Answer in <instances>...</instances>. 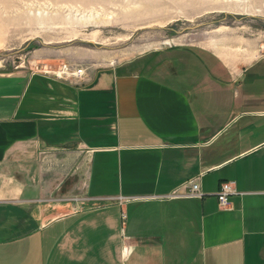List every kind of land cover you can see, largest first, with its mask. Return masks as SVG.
<instances>
[{"label":"crops","instance_id":"crops-1","mask_svg":"<svg viewBox=\"0 0 264 264\" xmlns=\"http://www.w3.org/2000/svg\"><path fill=\"white\" fill-rule=\"evenodd\" d=\"M240 43L0 71V264H264V51Z\"/></svg>","mask_w":264,"mask_h":264},{"label":"rangeland","instance_id":"rangeland-1","mask_svg":"<svg viewBox=\"0 0 264 264\" xmlns=\"http://www.w3.org/2000/svg\"><path fill=\"white\" fill-rule=\"evenodd\" d=\"M220 35L264 51V0H0V71L89 70Z\"/></svg>","mask_w":264,"mask_h":264},{"label":"built area","instance_id":"built-area-1","mask_svg":"<svg viewBox=\"0 0 264 264\" xmlns=\"http://www.w3.org/2000/svg\"><path fill=\"white\" fill-rule=\"evenodd\" d=\"M51 72H46L48 75H52L55 77L68 79V80H75L81 81L87 73L86 68H72L68 65H63L62 67L58 68L57 70H50ZM235 192V189L232 188L230 183H223L221 188L217 192V199L220 206L226 207L229 205V195ZM182 196L187 197H201L203 194L200 191L199 184L197 181H190L186 185L185 191L181 194Z\"/></svg>","mask_w":264,"mask_h":264},{"label":"bare ground","instance_id":"bare-ground-1","mask_svg":"<svg viewBox=\"0 0 264 264\" xmlns=\"http://www.w3.org/2000/svg\"><path fill=\"white\" fill-rule=\"evenodd\" d=\"M84 21H85V20H84ZM163 44H165V45H169L168 41L163 42Z\"/></svg>","mask_w":264,"mask_h":264}]
</instances>
